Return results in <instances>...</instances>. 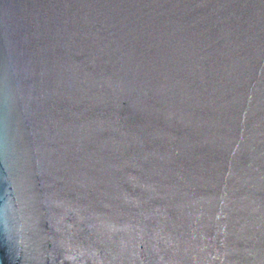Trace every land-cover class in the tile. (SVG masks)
Instances as JSON below:
<instances>
[{"label": "water", "instance_id": "obj_1", "mask_svg": "<svg viewBox=\"0 0 264 264\" xmlns=\"http://www.w3.org/2000/svg\"><path fill=\"white\" fill-rule=\"evenodd\" d=\"M0 264H264V0H0Z\"/></svg>", "mask_w": 264, "mask_h": 264}]
</instances>
